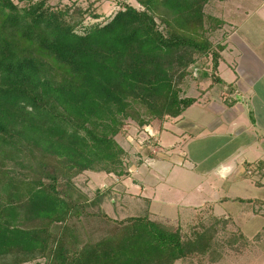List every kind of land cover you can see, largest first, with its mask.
<instances>
[{
    "label": "trees",
    "instance_id": "trees-1",
    "mask_svg": "<svg viewBox=\"0 0 264 264\" xmlns=\"http://www.w3.org/2000/svg\"><path fill=\"white\" fill-rule=\"evenodd\" d=\"M134 1L86 23L82 6L0 0V264H174L208 250L205 232L186 241L146 215L90 211L109 192L90 198L73 180L127 174L116 140L126 120L180 116L197 101L181 84L200 58L213 71L201 78L220 81L224 45L208 33L223 21L205 12L211 0ZM92 215L113 227L81 241L71 222Z\"/></svg>",
    "mask_w": 264,
    "mask_h": 264
},
{
    "label": "rangeland",
    "instance_id": "rangeland-1",
    "mask_svg": "<svg viewBox=\"0 0 264 264\" xmlns=\"http://www.w3.org/2000/svg\"><path fill=\"white\" fill-rule=\"evenodd\" d=\"M47 4L51 6H82L87 8L86 23L101 22L108 20L122 7V2L124 0H46ZM249 5L251 13L247 16L234 15L230 11L234 7L235 3ZM130 2L136 6L137 3L134 0ZM258 2V4H257ZM253 3V4H252ZM257 5L256 9L255 6ZM225 6L228 9H225ZM259 6V7H258ZM264 8V0H227L224 2L218 0H211L205 7V12L207 14H215L214 17H223L226 11H230L227 15L235 16L237 19H241L239 28L242 29H253L254 32H259L263 29V23L260 19V13ZM94 14L99 15L98 19H93ZM226 18V17H225ZM243 25V26H242ZM253 32V33H254ZM223 36V32L218 33H208V37L214 43H218ZM253 38V34L249 35ZM199 62L202 64V70L196 71L193 66L188 68L190 75L186 76L183 80L182 96L194 97L199 96L200 87L207 86L199 84L200 81H208L211 83L212 78L203 79L201 78V72L212 71L211 57L200 58ZM61 78V75L56 77V79ZM208 83V84H210ZM228 104H233L230 100H233V96L230 93L222 94V97ZM197 103V102H196ZM200 108L197 104L188 107L187 116L196 115ZM201 115V114H200ZM160 120L153 119L150 124L146 126H139L132 119H128L125 122V126L122 131L116 136V140L121 144V146L127 152V157L124 158L125 169L130 170V174H124L125 176H118L115 174H108L106 172H95V171H85L79 175L73 177L76 187L83 193L87 194L90 198H94L95 191L98 187L105 190L111 188L110 193H108L104 198V205L90 207L89 210L92 212L103 211L106 212L111 218L121 220L128 216H140V215H151V218L159 222H164L165 225H170L173 230L181 229V233L184 235V239L191 240L195 237L197 233L205 232V234L210 239V246L204 254H197L194 257H189L181 260H177L174 264H257L260 261V255L258 251H264V217L262 215H253L254 218L248 217L247 214L242 213L244 205H246L254 214L260 213L264 214V179L258 178L259 175L256 172V163L246 164V171L244 175L248 179H244L242 171L238 172V179L222 180L219 177H212L214 182L215 190L220 193L221 196H227L229 199L227 201H214V209H205L208 206L196 209V214H193V208L186 207V200L182 201L180 204H176L174 207H170L167 202L156 201L153 203V209L158 213H163L164 211L168 215H173L174 209L178 211V214L171 216L172 218L177 216L180 220V225L177 221H167L165 215L159 216L154 212L150 214V207H148L145 201L146 195L144 190L145 179L148 174L160 177V170H155L154 166H149V163L153 161V156H156L158 151L157 145V131L153 130L155 127H159ZM191 139V138H189ZM127 141L129 145H126ZM221 143V141H192L188 140L184 144L185 154L183 158L191 162L194 166L198 164L201 160L205 158V163L198 166L197 169H204V167H209L215 165L217 160L221 157L222 153L217 152L211 158L208 156L210 148ZM231 148V147H228ZM223 151V150H222ZM225 149L223 152H227ZM146 164L148 166H146ZM145 165V166H144ZM153 165H157L153 163ZM141 166H143L141 168ZM141 168V169H140ZM151 173H149V170ZM153 173V174H152ZM129 174V175H128ZM130 176V177H127ZM125 179V181H124ZM130 185V190L126 191L123 189L122 185ZM122 182V183H121ZM164 185V182L162 183ZM225 184H229L230 187L225 188ZM110 190V189H109ZM113 191V192H112ZM124 192L123 194L121 192ZM124 194L127 196H124ZM244 198H255V199H242ZM232 198H234L232 200ZM257 198H263L258 199ZM248 202H252L248 204ZM259 203L258 205H256ZM210 204V203H208ZM203 206V205H202ZM258 206V207H257ZM247 213V212H246ZM214 214V215H213ZM153 215V216H152ZM222 215V216H220ZM170 217V216H169ZM170 220H172L170 218ZM221 220V221H220ZM223 220V221H222ZM168 222V223H167ZM71 224H73L75 232L81 241L90 238L92 241H97L106 234L113 227L112 223L105 219L103 216H83L81 219H73ZM55 231L58 230V225L54 226ZM257 231L261 232L258 236L245 237L246 235L253 236ZM253 234V235H252ZM259 237V238H257ZM258 240V241H257ZM44 260L32 261L25 264H43ZM264 263V259H261Z\"/></svg>",
    "mask_w": 264,
    "mask_h": 264
},
{
    "label": "crops",
    "instance_id": "crops-1",
    "mask_svg": "<svg viewBox=\"0 0 264 264\" xmlns=\"http://www.w3.org/2000/svg\"><path fill=\"white\" fill-rule=\"evenodd\" d=\"M256 7L257 5L255 9ZM225 9L228 7L225 6ZM259 9H262L258 14L264 27V8L260 7ZM230 11L234 15L245 14L244 16L252 12L249 5L242 4V1L235 3ZM230 11H226L223 17L216 16L223 21V24L215 31L210 32H223L218 43L224 45V49L220 52L221 57L215 71V77L220 81L215 83L213 81L211 83L208 81L199 82L200 86L206 84L207 86L200 87V97L196 98L195 96L197 103L194 104L200 107L197 108L199 111L196 115L187 116V108L180 116L160 121L159 127L153 129L157 131L156 146H158L159 152L152 157L153 161L149 163V166L156 167L155 170H160L161 175L158 177L155 176L156 173L152 176L148 174L142 190L146 195L145 201L148 207L151 206L150 214L155 212L156 215L159 213L160 217L165 215L167 221L176 220L178 225H180L178 215L171 217L175 213L178 214V211L174 209L173 215H168L165 211L157 213L152 207L155 200L167 202L168 205H171L170 207L186 200L188 202L186 207L193 208L194 215L196 209L204 206H208L205 209L208 208L207 210H212L213 213L214 201H227L229 198L221 196L215 190L212 177L216 176L222 180L238 179L241 177L238 174L241 170L246 180L248 179L244 175L246 164L256 163V172L259 174L257 177L264 179V28L259 32H254L255 30L249 28H239L241 19L227 15ZM251 34L255 37L250 38ZM228 92L234 98L230 100L233 104H228L224 101L225 97H222L223 93ZM188 140L221 141L220 144L217 143L210 148L208 156L211 158L217 152H221L222 155L215 165L197 169L198 166L205 163V158L194 166L186 158H183L187 156L184 144ZM125 144L129 145L127 141ZM225 149L228 151L223 152ZM153 163L157 165H153ZM146 166L148 165L146 164ZM127 171L130 174V170L127 169ZM151 171L153 170L150 169L149 173ZM124 181L121 185L123 189L126 188V191H129L130 185L124 184ZM162 181L164 185L161 184ZM228 187L230 185L225 184V188ZM109 189L106 191L110 193L111 188ZM247 203L251 204L252 202L247 201ZM102 204L104 205L103 200ZM261 206L264 207V204ZM244 212L251 218H254L253 215L264 217V214H254L252 211L250 213V209L246 205L242 210V213ZM148 217L154 220L151 215ZM260 233L257 231L254 235L252 234L253 236L247 234L244 236L252 238ZM260 254V261L257 264H264L261 262V259H264V251H258V255Z\"/></svg>",
    "mask_w": 264,
    "mask_h": 264
}]
</instances>
